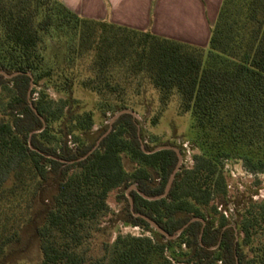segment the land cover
<instances>
[{"label":"trees","instance_id":"16d2710c","mask_svg":"<svg viewBox=\"0 0 264 264\" xmlns=\"http://www.w3.org/2000/svg\"><path fill=\"white\" fill-rule=\"evenodd\" d=\"M61 51L68 68L80 62L86 71L80 85L97 96L104 113L134 110L128 94L138 96L147 84L159 98L154 125L174 100L181 115H191L199 151L165 198L149 201L132 190L130 208L131 186L161 196L178 164L175 151L147 153L154 148L143 143L133 115L77 146L94 126L93 113L75 112L71 98L55 103L42 92L31 99L32 85L42 81L72 93L67 75L62 80L48 63ZM0 70L21 73L0 74V89L8 92L0 119V260L20 242L41 192L53 182L57 192L35 229L41 254L35 264H264V201L243 207L235 226L221 211L229 202L227 160H242L249 174L264 172V0H223L208 51L80 17L60 0H0ZM118 74L123 80H114ZM113 192L126 203L124 222L152 236H118L98 255L94 242ZM141 216L170 236L194 218L203 222L168 240ZM175 247L185 252L167 255Z\"/></svg>","mask_w":264,"mask_h":264},{"label":"rangeland","instance_id":"374dc122","mask_svg":"<svg viewBox=\"0 0 264 264\" xmlns=\"http://www.w3.org/2000/svg\"><path fill=\"white\" fill-rule=\"evenodd\" d=\"M203 48L208 51V45ZM48 63L50 66H55L58 68L59 72L63 73V76L59 77H62V80L64 78V73L67 75L66 77L72 82V93L69 96L63 92H58L54 86L48 84L46 81H42L39 85H33L32 90L34 89V95H31V99H37L42 92L55 103H61L71 98L74 101H72V108L75 112L82 114L91 111L94 116V126L89 136L80 134V143H75V141L70 138V146L74 149L75 145L78 146L82 142L90 143L109 131L111 120L116 113H104L101 111L98 108L97 96L81 87L80 83L86 71L81 68L80 62L76 61L74 65L68 68L67 63L65 62L64 64V51H61L60 58H58L57 61L53 60ZM114 80L121 81L123 77L118 74V76L116 75L114 77ZM128 95L130 99H132L131 102L134 109L128 110L136 114L135 118L143 130L141 133L143 143L145 145H151L154 149L161 146L176 147L182 154V166L187 168L192 167L193 155L199 150L196 148L193 141L191 115H181L178 111L176 101L174 100L160 116L158 123L154 125L152 121L159 113V98L157 92L146 84L141 89L138 96L133 95V93H129ZM7 101L8 92L0 89V119L4 117L3 113ZM151 141H153V143ZM53 145L57 146L58 144L54 142ZM125 164L128 169L131 168L127 160ZM224 164V169L228 177L229 202L221 211H226L231 226H235V223L239 220V213L243 207H246L252 201H264V172L249 174L244 168L243 161L239 159H229ZM56 192L57 186L53 182H49L45 186L41 192L40 198L35 204L31 221L26 223L21 231L20 242L9 247L7 257L1 259L0 264H35L40 260L39 239L35 234V229L37 226L44 223L46 211L51 206L52 198ZM108 203L111 209L110 213L103 219L101 224L103 231L97 235L94 242L96 254L101 255L103 253V245L105 243H113L118 236H152V233L132 227L124 222L127 209L126 203L119 199L117 192H113L110 195ZM216 219H218V216H216ZM183 252H185L184 248L181 250L179 247H175L174 250L167 252V255L171 254V256L175 255L178 257ZM246 252L248 253L247 249Z\"/></svg>","mask_w":264,"mask_h":264},{"label":"crops","instance_id":"0c3cea01","mask_svg":"<svg viewBox=\"0 0 264 264\" xmlns=\"http://www.w3.org/2000/svg\"><path fill=\"white\" fill-rule=\"evenodd\" d=\"M80 17L206 47L223 0H60Z\"/></svg>","mask_w":264,"mask_h":264},{"label":"water","instance_id":"95a60500","mask_svg":"<svg viewBox=\"0 0 264 264\" xmlns=\"http://www.w3.org/2000/svg\"><path fill=\"white\" fill-rule=\"evenodd\" d=\"M0 74L1 75H3L6 79H12V78H14V77H16V76H18L19 74H21V73H13V74H8V73H6V72H4V71H1L0 70ZM30 75V74H29ZM33 86V85H32ZM29 97H30V92H29ZM30 107H31V109L35 112V114L37 115V116H39V114H38V112H37V110L35 109V107H34V105L30 102ZM124 114H131V115H133L134 117L136 116V114L133 112V111H131V110H128V109H125V110H121V111H119L118 113H116V115L112 118V120H111V123H110V129H109V131H108V133L111 131V129H112V125L122 116V115H124ZM41 118V117H40ZM41 120L43 121V123H44V120L41 118ZM107 133V134H108ZM106 134V135H107ZM106 135H104V136H106ZM103 136V137H104ZM102 137V138H103ZM102 138L99 140V142L102 140ZM97 148V146L89 153V155L95 150ZM163 150H172V151H175L176 152V154H177V156H178V164H177V166H176V168H175V170H174V172L171 174V176H170V178H169V180H168V183H167V185H166V188H165V192H164V194L163 195H161V196H158V197H148L147 195H145V194H143L142 192H140L139 190H138V188H137V186L136 185H133V186H131L128 190H127V196L129 197V193L132 191V190H135V191H137L144 199H146V200H149V201H154V200H159V199H162V198H165L169 193H170V190H171V188H172V186H173V183H174V181H175V179H176V175H177V173L180 171V169H181V166H182V160H183V158H182V154H181V152H180V150L178 149V148H176V147H172V146H161V147H157V148H155V149H153L152 151H150V152H147L148 154H154V153H157V152H160V151H163ZM129 202H130V208H131V210H133V208H134V205H133V200L129 197ZM136 216H138V215H136ZM143 219H145L149 224H150V226H151V228L153 229V230H155L156 232H158V233H160L161 235H163L164 237H166L168 240H171V239H176L177 238V236L178 235H180L183 231H184V229L185 228H187L188 226H189V224H191V223H193V222H196V221H202L201 219H199V218H194V219H192L187 225H185L182 229H180L179 231H178V233H177V236H170L167 232H165L155 221H153V220H151V219H149V218H147V217H145V216H141ZM203 222V221H202Z\"/></svg>","mask_w":264,"mask_h":264},{"label":"built area","instance_id":"2783aa9c","mask_svg":"<svg viewBox=\"0 0 264 264\" xmlns=\"http://www.w3.org/2000/svg\"><path fill=\"white\" fill-rule=\"evenodd\" d=\"M224 214H225V216L227 217V213H226V212H224Z\"/></svg>","mask_w":264,"mask_h":264},{"label":"flooded vegetation","instance_id":"af4514ba","mask_svg":"<svg viewBox=\"0 0 264 264\" xmlns=\"http://www.w3.org/2000/svg\"><path fill=\"white\" fill-rule=\"evenodd\" d=\"M226 212L225 210L223 211V213Z\"/></svg>","mask_w":264,"mask_h":264}]
</instances>
